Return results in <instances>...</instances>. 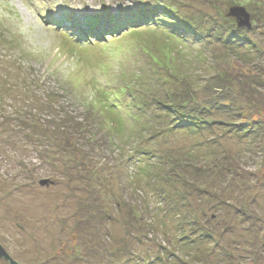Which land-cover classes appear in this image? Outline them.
<instances>
[{
	"label": "rangeland",
	"instance_id": "374dc122",
	"mask_svg": "<svg viewBox=\"0 0 264 264\" xmlns=\"http://www.w3.org/2000/svg\"><path fill=\"white\" fill-rule=\"evenodd\" d=\"M170 2L204 32L244 7L253 47L229 61L160 20ZM259 79L264 0H0V246L18 264H264V112L249 134L229 112L195 131L151 116L223 86L242 113Z\"/></svg>",
	"mask_w": 264,
	"mask_h": 264
},
{
	"label": "trees",
	"instance_id": "16d2710c",
	"mask_svg": "<svg viewBox=\"0 0 264 264\" xmlns=\"http://www.w3.org/2000/svg\"><path fill=\"white\" fill-rule=\"evenodd\" d=\"M153 1L161 2L162 0H153ZM163 4H164L163 7L166 10L169 9V14H167V16L160 15V20H162L164 23L168 21V23H171L173 27H177L181 29L182 32L184 31L188 35L186 37H189L191 39L199 38L198 40L200 41L205 40L208 43L211 41L218 43V44L221 43L222 44L221 51L225 52L227 50L228 53L227 52L226 53L230 54L227 57L229 61L234 59V56H239V52H237L238 49L236 48L237 46L239 47L246 46V47H251V48L253 47L254 42L251 41V38L247 34L249 33L248 32L249 28L247 29L239 28L238 25L235 24L236 21L234 22L232 18H227L226 16H224V20L228 22L227 27L221 28L219 25V27H215L214 30L212 28H208L209 32H204V28L202 25L195 26L194 23L191 24L187 20H183L181 11H178L179 9L178 6H175L173 2H170L169 4L170 7L166 6V3H163ZM137 5H139V3H137ZM153 7L154 5H152L151 3H147L145 7H142V5H139L138 8L141 12H138V14L136 15L138 16L141 15L143 17V18H140L139 20L143 21L145 19L143 16L144 15L143 13L148 15L149 13H151V9H153ZM66 15L67 14L65 13L63 15L65 20H67ZM64 19L60 20L61 23L65 22ZM132 20L133 19H131V21ZM93 23L97 24V21H94ZM245 61H250V60H245ZM252 64L255 65V62L253 61ZM252 76L258 77V74H254ZM250 77H251L250 74H214L212 76V80L214 82L229 83L230 81H232V82L237 83L238 80L246 81ZM216 79L217 81H215ZM259 82L261 85L262 84L264 85V80L259 79ZM258 83H255V85H257ZM248 84L246 83V85ZM249 87H250V90L252 89L251 90L252 94L248 96L251 98L253 97L254 99L253 100L249 99L250 101L248 102L249 104H253V109H250V107L248 106L246 108L245 106L244 107L242 106L241 108L242 113H239V114L235 112L236 104H235L234 99L232 98L231 89L229 87L223 86L220 88H216L215 90H212L211 92L207 93L202 98H199L196 96V94H193L190 100L182 99L183 102L177 101L178 99H176V96L174 97L168 96V100L166 101L159 100L158 102H156V104H158L157 107L163 108L164 112L159 111L156 113V111H154L153 115L151 116L154 120V124H156V127L158 129H161L164 127L165 118L167 117V120L169 119L167 127H166L167 130L174 131L177 129L188 127L191 129V131H195L198 128H204L207 125L210 126L211 124H215V121L213 122V120H211V116L213 115V113L229 112L230 113L229 115L234 114L237 117L235 122L231 123V125L234 128V131L238 133H245V134L248 133L249 134L250 132H252V130L249 128V124H245L243 122L245 121L243 120L245 118L244 116L253 114L252 116L254 117V119L255 118L258 119L257 123H260L259 120L261 118L259 119V117L264 112V97L262 93L257 92L256 89L251 87L250 85ZM206 88H209V87H206ZM151 105L154 106V102H152ZM114 106L119 110V107L117 105H114ZM150 106L144 103L142 106H140L139 109L146 108L148 110ZM254 119L251 122L256 123L254 122ZM262 119H264V117H262ZM248 121L246 123H248ZM105 124H106L105 122L98 124V126H96L95 133H93V136L94 134H97L98 132L101 131V128H100L101 126L99 125H102L103 127L106 128ZM87 127L88 125H85L84 122H75L73 124V130L68 129V127L66 128L64 127V130L66 131V129H68L71 135L78 134L79 136H81L84 133L88 132L86 131ZM67 137H72V136L68 135ZM89 137L91 138L92 136H89ZM65 145L69 147H73L75 151H77V149L74 146L75 145L74 140L66 139Z\"/></svg>",
	"mask_w": 264,
	"mask_h": 264
},
{
	"label": "water",
	"instance_id": "95a60500",
	"mask_svg": "<svg viewBox=\"0 0 264 264\" xmlns=\"http://www.w3.org/2000/svg\"><path fill=\"white\" fill-rule=\"evenodd\" d=\"M228 17L234 18L239 28H241V27L250 28L252 25L251 20H250V14L242 6L231 7L229 12H228ZM12 264H18V263H16V261L12 260Z\"/></svg>",
	"mask_w": 264,
	"mask_h": 264
},
{
	"label": "flooded vegetation",
	"instance_id": "af4514ba",
	"mask_svg": "<svg viewBox=\"0 0 264 264\" xmlns=\"http://www.w3.org/2000/svg\"><path fill=\"white\" fill-rule=\"evenodd\" d=\"M0 246V264H12V260L8 257L7 253Z\"/></svg>",
	"mask_w": 264,
	"mask_h": 264
},
{
	"label": "snow or ice",
	"instance_id": "6c2138e0",
	"mask_svg": "<svg viewBox=\"0 0 264 264\" xmlns=\"http://www.w3.org/2000/svg\"><path fill=\"white\" fill-rule=\"evenodd\" d=\"M110 2H111V0H110ZM94 3H95V0H94ZM129 3H131V0H129ZM109 10H111V9H109ZM100 13H97V15H99Z\"/></svg>",
	"mask_w": 264,
	"mask_h": 264
}]
</instances>
